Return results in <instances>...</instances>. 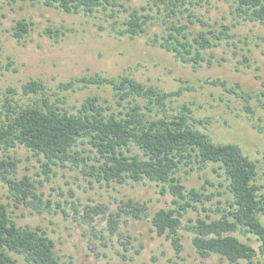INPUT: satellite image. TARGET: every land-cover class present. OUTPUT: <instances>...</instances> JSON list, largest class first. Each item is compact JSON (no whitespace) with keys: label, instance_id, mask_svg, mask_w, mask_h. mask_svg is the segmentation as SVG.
<instances>
[{"label":"rangeland","instance_id":"374dc122","mask_svg":"<svg viewBox=\"0 0 264 264\" xmlns=\"http://www.w3.org/2000/svg\"><path fill=\"white\" fill-rule=\"evenodd\" d=\"M117 1L124 2L128 10L117 5V15L112 17L109 7L93 14L68 13L62 7L41 1L0 0V115L5 116L3 105L7 100L19 106L43 97L71 112L93 96L98 97L107 112L123 109L116 101L111 83L84 79L91 76L135 77L162 91L180 90L166 99L164 107L154 105L150 113L186 114L188 123L214 142L237 144L244 154L257 161V179L264 194V21L244 19L239 15L236 0H202L175 15L163 6L158 9L148 5V0ZM133 8L153 18L146 33L131 38L120 35L117 29L124 26L123 21ZM22 18L32 24L25 41L19 42L12 36V27ZM223 24L229 25L230 36L217 39L210 31L222 30ZM173 25L183 28L177 31L171 28ZM56 28L62 30L59 35L52 31ZM171 32L193 44L191 55L198 47L194 37L201 32L212 43L207 49L200 48L203 58L194 63L195 60H185L161 44ZM216 79L226 81V85L213 84ZM30 80H40L45 87L44 94L25 93L23 85ZM68 83L70 86H64ZM227 87L249 96H237ZM138 101L143 104L145 99L138 97ZM79 148V161L51 163L48 171H44L45 159L26 148L17 146L10 150L18 158L17 177L27 175L35 181L42 199L36 201L38 208L23 206L14 215L20 224L46 232L54 240V250L61 261L68 264H226L227 260L218 254L200 256L192 244L190 230L192 220L199 214L217 216L213 208L226 205L231 195L226 172L219 164L208 162L201 169L183 167L176 173L187 189L214 193L206 202L212 210L202 207L200 212L189 210L181 218L183 250L177 256L170 239L153 230L150 216L136 219L120 211L125 202H139L146 205V211L152 216L158 209L172 205L171 191L161 192V184L148 178L110 184L98 181L87 172L92 170L93 163L98 164L92 159L95 148L88 142L81 143ZM4 155L5 151L0 148V158ZM7 195V185L0 179V202L9 201ZM118 213L120 222L112 232L110 220ZM260 219L264 223V214ZM237 235L248 241L242 233ZM248 242L258 253L253 263H242L264 264V254L255 236ZM18 263L25 261L19 257Z\"/></svg>","mask_w":264,"mask_h":264},{"label":"trees","instance_id":"16d2710c","mask_svg":"<svg viewBox=\"0 0 264 264\" xmlns=\"http://www.w3.org/2000/svg\"><path fill=\"white\" fill-rule=\"evenodd\" d=\"M6 1H41L47 5L62 7L68 13L84 11L93 14L96 11H106L109 7L112 17L117 15V5L128 10L124 2L117 0ZM148 1V5L157 6L158 9L163 6L171 15H175L188 5L202 0ZM236 1L239 15L244 19L264 21V0ZM152 18V15L140 13L138 8H133L117 33L131 38L140 36L147 32ZM31 24L25 18L18 19L12 27V36L17 41L24 42ZM171 28L181 31L183 26L173 25ZM228 28L229 25L223 24L222 30L210 32L217 39L229 37ZM60 30L52 29L56 35L60 34ZM182 36L187 38L185 33ZM164 40L161 43L164 47L174 50L185 60H195L194 63L203 58L200 48L207 49L212 43L201 32L194 37L198 47L191 55L193 44L189 40L182 41L178 33L171 32ZM152 41L157 42L155 39ZM186 54L191 56L187 57ZM84 79L97 83L109 81L116 101L123 109L107 112L97 96L88 97L73 112L57 106L48 97L19 106L13 100H7L3 105L6 110L3 111L4 117L0 115V148L5 151V155L0 158V179L7 185L9 201L0 202V264H19V257L24 259V264H68L61 261L55 253L54 240L46 232L29 224H20L14 215L23 206L38 208L36 201L42 199L35 181L27 175L17 177L18 158L10 152L11 148L22 146L45 159L44 171H48L51 163L57 164L70 159L79 161V145L84 142L95 148V157L92 159L98 164L93 163L92 170L87 172L98 181L110 184L129 180L139 182L148 178L161 184V192L171 191L172 205L158 209L152 216L146 211V205L139 202H125L120 211L136 219L150 216L153 230L170 239L177 256L183 250L179 231L181 218L189 210L200 212L201 207L212 210L206 202L212 199L214 193L208 194L196 188L187 189L176 173L183 167L201 169L208 162L219 164L226 172L231 195L226 205L213 208L217 216L199 214L192 220V244L202 257L218 254L227 260L226 264H243L242 261L253 263L258 252L248 241L255 236L260 243L259 249L264 254V223L260 219V215L264 214V194L257 179L256 160L244 154L237 144L217 143L209 139L188 123L186 114L171 116L167 113H150L154 105L164 107L166 99L179 94L180 90L162 91L128 76L104 79L91 76ZM212 83L226 85V81L221 79L213 80ZM64 86H70V83ZM43 88L45 87L40 80H30L23 85L27 94H44ZM227 90L245 97L243 91L239 92L232 87H227ZM262 92L264 94V90ZM248 96L249 94L246 95ZM138 97L144 98L145 102L141 104ZM247 108L251 110L250 107ZM118 215L120 213L110 220L112 232L120 222ZM237 233H242L248 241L242 240ZM125 247L128 249V246ZM136 252L139 253V249Z\"/></svg>","mask_w":264,"mask_h":264}]
</instances>
